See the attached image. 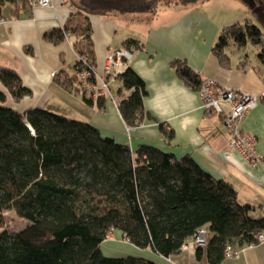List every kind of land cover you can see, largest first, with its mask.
Masks as SVG:
<instances>
[{
    "label": "trees",
    "instance_id": "16d2710c",
    "mask_svg": "<svg viewBox=\"0 0 264 264\" xmlns=\"http://www.w3.org/2000/svg\"><path fill=\"white\" fill-rule=\"evenodd\" d=\"M68 1L77 8L69 24L45 37L55 44L70 36L87 42L86 48L75 43L87 65L77 59L72 76L53 74L76 90L83 70L97 67L92 17L155 15L162 2ZM7 5L13 16L30 15L35 7L32 0H0V18ZM217 41L212 52L226 69L232 67L227 49L241 50L250 42L262 50L258 56L264 61V38L255 25L228 26ZM137 45L141 47L129 40L126 49ZM172 65L185 84L201 91L200 75L183 61ZM116 78L119 98L131 91L119 105L124 122L141 126L148 94L144 79L130 66ZM0 83L7 89L0 90V264H162L136 255L105 256L103 243L119 232L134 247L169 260L200 228L208 229L209 241L194 251L197 260L223 264L227 247L257 244L256 236L264 233V218H254V207L239 202L233 184L208 174L191 155L178 158L149 145L132 151L87 121L45 108L17 112L5 105L9 94L18 102L32 94L30 89L9 67L0 68ZM106 100L97 101L103 107ZM160 130L172 139V132L164 126ZM7 213L24 220L26 227H10Z\"/></svg>",
    "mask_w": 264,
    "mask_h": 264
},
{
    "label": "crops",
    "instance_id": "0c3cea01",
    "mask_svg": "<svg viewBox=\"0 0 264 264\" xmlns=\"http://www.w3.org/2000/svg\"><path fill=\"white\" fill-rule=\"evenodd\" d=\"M52 3L47 9L36 5L30 15L13 16L11 6L4 8L7 23L0 25V68L18 71L32 93L18 102L9 94L5 105L20 113L45 108L63 115V110L70 109L79 120L97 127L104 137L126 144L132 151L149 145L178 158L191 155L208 174L233 184L239 202L254 207V218H264V166L252 167L238 151L229 149L225 118L204 108L199 91L185 84L172 65L176 60L183 61L203 81L213 79L227 89L246 93L264 91L263 67L255 68L247 60L234 64L231 59L232 67L227 69L219 63L212 51L223 29L212 18V13L191 6L158 10L155 15L92 17V50L97 57V67H103L111 52L126 49L127 41H138L141 45L129 49L133 58L127 66L145 81L146 117L141 126L129 127L112 100H106L103 107L99 101L89 104L81 91L60 83L53 76L61 72L72 76L76 71L75 43L88 46L86 41L73 36L60 44L47 41L45 34L67 26L72 13L77 11L75 4L68 0ZM120 85L118 80L113 82L114 96L119 95ZM0 90L7 91L2 83ZM130 93L120 97L127 98ZM246 117L241 128L256 137L257 150L264 157V99ZM161 126L173 133L171 140L161 132ZM108 241L116 246L124 245V235L112 232ZM128 246L139 251L136 246ZM233 250L238 254L226 258L223 264H264V244L235 245ZM143 253L157 263L166 264L165 261L171 260L147 249Z\"/></svg>",
    "mask_w": 264,
    "mask_h": 264
},
{
    "label": "built area",
    "instance_id": "2783aa9c",
    "mask_svg": "<svg viewBox=\"0 0 264 264\" xmlns=\"http://www.w3.org/2000/svg\"><path fill=\"white\" fill-rule=\"evenodd\" d=\"M35 6L49 8L53 6V0H32ZM7 23L6 18H0V25ZM107 59L102 68L88 67L80 74L79 91L85 97L92 101L101 98L112 100L116 106H119L122 98L114 96L112 84L116 81V77L127 68L128 62L133 58L132 53L128 49H119L107 55ZM76 58L83 60L87 65L88 58ZM55 75V74H54ZM203 88L199 92L203 100L204 108L222 115L225 118L226 128L229 131V149L236 150L241 157L247 161L252 167L264 166V157L257 150V139L243 131L242 122L247 118L251 110L258 107L259 101L264 99V91L261 93H246L242 90H233L219 85L213 79L204 81ZM209 231L206 228H200L190 243L183 246V251L194 252L197 248L205 247L208 243ZM257 244H264V233L256 236ZM251 244L250 247L257 246ZM238 254L237 250L231 247L226 248V257L233 258Z\"/></svg>",
    "mask_w": 264,
    "mask_h": 264
},
{
    "label": "rangeland",
    "instance_id": "374dc122",
    "mask_svg": "<svg viewBox=\"0 0 264 264\" xmlns=\"http://www.w3.org/2000/svg\"><path fill=\"white\" fill-rule=\"evenodd\" d=\"M262 0H192L188 3L185 0H162L158 8L159 11L178 9L182 7H199L209 10L212 13V18L218 21L219 26L223 29V32L228 26L241 24L247 25L252 24L261 29L264 38V1ZM215 13V14H214ZM232 62L238 64L240 61L247 60L251 66L257 68L258 66L263 67L264 72V61L258 56L262 50L256 47L252 42L248 43V46L241 50H234L233 47L227 49ZM64 115L71 119H78L77 115L71 113L70 109L63 110ZM76 116V117H75ZM82 121V120H81ZM10 221V227L20 231L26 227V222L21 220L13 213H7ZM211 236V233H210ZM117 241V240H116ZM127 244V245H125ZM129 244L124 241V245L116 246L111 244L109 241L103 243V253L108 257H124L127 255L145 257L143 250L133 251L128 246ZM147 257V255H146ZM145 257V258H146ZM171 260L165 261L166 264H209L206 258L202 261L197 260L195 253H181L178 256H173ZM227 260V259H225Z\"/></svg>",
    "mask_w": 264,
    "mask_h": 264
}]
</instances>
